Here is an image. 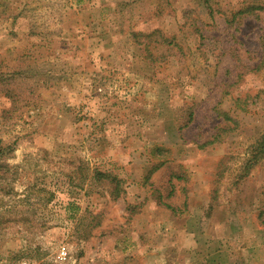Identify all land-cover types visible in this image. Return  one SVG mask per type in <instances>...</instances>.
<instances>
[{
	"label": "rangeland",
	"instance_id": "obj_1",
	"mask_svg": "<svg viewBox=\"0 0 264 264\" xmlns=\"http://www.w3.org/2000/svg\"><path fill=\"white\" fill-rule=\"evenodd\" d=\"M263 42L264 0H0V264H264Z\"/></svg>",
	"mask_w": 264,
	"mask_h": 264
},
{
	"label": "trees",
	"instance_id": "obj_2",
	"mask_svg": "<svg viewBox=\"0 0 264 264\" xmlns=\"http://www.w3.org/2000/svg\"><path fill=\"white\" fill-rule=\"evenodd\" d=\"M208 7V6H207ZM263 8V6H260V5H258V4H253V3H249V4H247V7L246 8H244V9H240V10H238V14H243V13H245V12H247V11H251L252 9H256V10H258V9H262ZM156 31L157 30H155V31H153V32H151V33H149V34H156ZM155 32V33H154ZM132 34H141V33H136V32H132ZM159 35V34H158ZM147 36H150V35H147ZM160 36V35H159ZM162 43H165L166 42V40H163V41H161ZM170 43V42H169ZM262 56H263V59H264V42H263V44H262ZM188 116H189V119L191 118V116H192V113H189L188 114ZM188 123H185L183 126H179V130H181L184 126H186ZM216 141V137H213L211 140H208V141H206V142H204L203 144H201V146H199V147H203V146H205V145H207V144H212V143H214ZM157 166H154V167H152L151 168V170L149 171V173L151 172V171H153L155 168H156ZM94 178L96 179V182L98 183V184H102V182H100V181H103L104 180V177H106V178H108V174H106V173H103V172H99V171H95L94 172ZM123 182V180H119L118 178H117V176H112L111 177V181H110V184H112V191L111 192H109V195L111 196V198L112 199H116L117 197H118V195H119V193L121 192V188H120V183H122ZM111 189V188H110ZM164 204V206L165 207H167L169 210H171V212H175V208H173L171 205H169V204H165V203H163Z\"/></svg>",
	"mask_w": 264,
	"mask_h": 264
},
{
	"label": "built area",
	"instance_id": "obj_3",
	"mask_svg": "<svg viewBox=\"0 0 264 264\" xmlns=\"http://www.w3.org/2000/svg\"><path fill=\"white\" fill-rule=\"evenodd\" d=\"M66 255H67V251H66L65 247L62 246V247L60 248L59 253H58V257H59L60 259H64V258L66 257Z\"/></svg>",
	"mask_w": 264,
	"mask_h": 264
}]
</instances>
